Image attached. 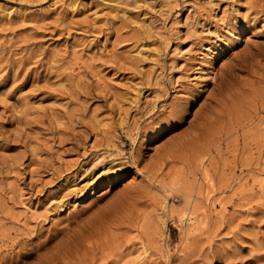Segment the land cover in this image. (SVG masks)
Masks as SVG:
<instances>
[{
  "label": "rangeland",
  "instance_id": "1",
  "mask_svg": "<svg viewBox=\"0 0 264 264\" xmlns=\"http://www.w3.org/2000/svg\"><path fill=\"white\" fill-rule=\"evenodd\" d=\"M0 264H264V0H0Z\"/></svg>",
  "mask_w": 264,
  "mask_h": 264
}]
</instances>
